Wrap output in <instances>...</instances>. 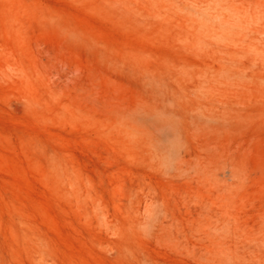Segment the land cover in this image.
<instances>
[{
    "label": "rangeland",
    "instance_id": "obj_1",
    "mask_svg": "<svg viewBox=\"0 0 264 264\" xmlns=\"http://www.w3.org/2000/svg\"><path fill=\"white\" fill-rule=\"evenodd\" d=\"M0 264H264V0H0Z\"/></svg>",
    "mask_w": 264,
    "mask_h": 264
}]
</instances>
